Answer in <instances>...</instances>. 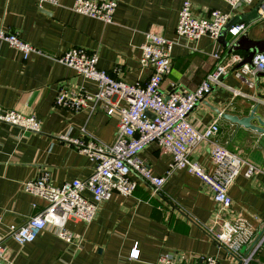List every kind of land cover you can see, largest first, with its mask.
I'll list each match as a JSON object with an SVG mask.
<instances>
[{"label":"crops","instance_id":"0c3cea01","mask_svg":"<svg viewBox=\"0 0 264 264\" xmlns=\"http://www.w3.org/2000/svg\"><path fill=\"white\" fill-rule=\"evenodd\" d=\"M57 1L59 5L47 2L39 7L36 0H0V28L18 33L51 57L75 47L97 53L100 70L132 85L146 83L151 74L140 65L146 34L176 41L172 70L162 83L167 96L180 89L194 91L214 70L213 55L229 54L232 37L228 33L217 42L209 37L188 42L176 36L185 0H117L112 23L75 12V0ZM261 1L233 9L223 0H192L197 16L208 17L219 10L231 19L251 12ZM246 26L245 34L251 40H264L263 17ZM239 52L247 57L245 51ZM61 88L98 90L95 81L75 70L36 54L24 60L19 51L0 41V106L34 115L42 123L39 133L0 123V233H6L9 225L24 224L47 206L46 200L24 191V183L43 170L51 173L57 187L91 175L93 162L61 136L93 138L106 144L117 138L118 115L108 116L103 109L91 115L88 110L59 108L55 102ZM256 105L257 115L264 118V72L244 78L231 73L191 112L189 121L198 128L218 121L217 141L260 170L247 179L244 166L230 190L233 205L227 216L243 218L255 230L254 241L260 237L257 245L262 244L251 264H264V134L222 117L249 116ZM141 158L156 176H166L172 162L171 155L156 144L147 146ZM191 158L209 172L216 169L208 144H199ZM217 212L218 204L201 180L187 170L176 171L168 175L159 194L141 183L132 196L117 194L101 203L91 223L69 221L67 228L75 235L72 244L49 231L24 246L7 239L9 264H155L162 255L174 253L199 260L213 256L218 264H238L210 235L209 229L218 222ZM254 241L244 248V254L253 249ZM135 246L140 251L138 260L130 258Z\"/></svg>","mask_w":264,"mask_h":264},{"label":"built area","instance_id":"2783aa9c","mask_svg":"<svg viewBox=\"0 0 264 264\" xmlns=\"http://www.w3.org/2000/svg\"><path fill=\"white\" fill-rule=\"evenodd\" d=\"M36 1L39 7L47 2L59 5L57 0ZM223 1L233 9L253 5V0ZM258 5L259 16L264 18V1ZM117 8V0H75L73 6L75 12L104 23L113 22ZM230 20V14L219 10L211 11L208 17L197 16L193 12L192 0H185L179 15L176 36L188 42H197L202 37H209L217 42ZM246 31L245 24L231 27L228 31L232 37L231 45ZM0 41L19 51L24 60H28L33 54L44 56L97 83L98 90L95 93L84 89L61 88L55 102L57 107L73 112L88 110L91 115L98 109H103L108 116L118 115L120 119L119 132L113 144L93 138L60 137L93 162L92 173L85 179H76L72 183L57 187L51 180V173L43 170L36 179L24 183V191L46 200L47 206L24 224L9 225L6 233H0V264H9L10 249L6 245L7 239L24 246L35 242L39 235L49 231L72 244L75 242V235L67 228L69 221L91 223L101 203L117 194L132 196L141 183L150 187L153 194H159L168 175L181 170H187L199 178L218 204V222L209 229L211 237L238 263L251 264L262 243L244 254V248L254 241L255 230L245 219L230 220L227 215L233 205L230 190L237 177L243 173L244 166L247 169L243 175L247 179L257 175L260 170L217 141L220 131L218 121L198 128L189 121V115L214 88L223 85L224 78L231 73L244 78L264 72V54H257L252 65L240 66L245 59L241 54L215 53L214 70L194 91L180 89L167 96L162 90V83L171 73L172 55L177 42L152 32L146 34L140 59L142 69L151 71L150 77L146 83L134 85L100 70L97 53L84 48L75 47L58 57H51L22 40L18 33L4 28H0ZM0 123L28 133H39L42 128V123L34 115H25L1 106ZM201 143L210 146L211 158L216 166L214 172H209L191 158L193 150ZM151 144L158 145L172 157L166 176L154 175L151 167L141 158L143 150ZM86 192L91 197H87ZM139 256L140 251L135 246L130 258L138 260ZM155 264H218V260L213 256L199 260L184 253H174L162 255Z\"/></svg>","mask_w":264,"mask_h":264},{"label":"water","instance_id":"95a60500","mask_svg":"<svg viewBox=\"0 0 264 264\" xmlns=\"http://www.w3.org/2000/svg\"><path fill=\"white\" fill-rule=\"evenodd\" d=\"M263 1L264 0H262L261 2ZM240 7L241 6H239L238 8ZM259 7L260 5H257L251 12L242 15H237L234 18H232L230 22L226 25L223 31V36L226 35L229 29L233 26H237L240 24L250 25L254 21L258 20L260 17L258 14ZM238 51H245L247 53V57L243 60L240 66H243L245 64L252 65L253 58L257 54H264V40L253 41L248 37L247 33L246 34L244 33L240 38L237 39V41H235V43H233L230 46L229 53L232 54ZM258 108L259 105H256L252 109L250 115L246 117H239L231 114H222V117L230 121L231 123L238 125L239 127H243L245 129H249L254 132L264 134V118L262 116L257 115ZM215 111L218 114H221L219 109H215ZM254 121H257L258 124L257 125L254 124ZM259 241H260V237L256 239V241H254L252 247L253 248L256 247ZM238 264H241V262H239Z\"/></svg>","mask_w":264,"mask_h":264},{"label":"trees","instance_id":"16d2710c","mask_svg":"<svg viewBox=\"0 0 264 264\" xmlns=\"http://www.w3.org/2000/svg\"><path fill=\"white\" fill-rule=\"evenodd\" d=\"M236 53H237V54H241V55H243V54H242V52H239V51H238V52H236ZM243 56H244V55H243Z\"/></svg>","mask_w":264,"mask_h":264}]
</instances>
